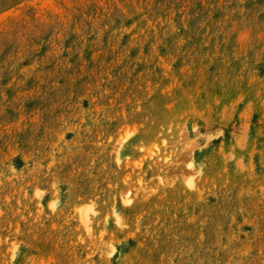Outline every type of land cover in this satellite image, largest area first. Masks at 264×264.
Segmentation results:
<instances>
[{
	"label": "rangeland",
	"instance_id": "1",
	"mask_svg": "<svg viewBox=\"0 0 264 264\" xmlns=\"http://www.w3.org/2000/svg\"><path fill=\"white\" fill-rule=\"evenodd\" d=\"M0 264H264V0H0Z\"/></svg>",
	"mask_w": 264,
	"mask_h": 264
}]
</instances>
